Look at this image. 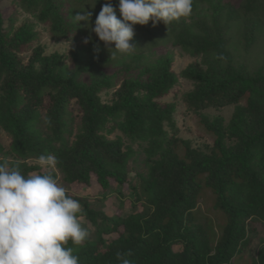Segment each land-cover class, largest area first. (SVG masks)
<instances>
[{"label":"trees","instance_id":"1","mask_svg":"<svg viewBox=\"0 0 264 264\" xmlns=\"http://www.w3.org/2000/svg\"><path fill=\"white\" fill-rule=\"evenodd\" d=\"M69 1L20 5L56 39L75 41L87 28L72 22L79 11L74 8L94 0L68 6ZM107 2L85 5L93 26ZM205 6L209 16L203 15ZM261 21L264 0H192L187 18L168 26L162 21L153 26L151 20L135 25L130 41L135 53L113 60L95 34L89 47L77 45L69 57L48 55L42 44L33 45L38 38L33 22L6 30L0 9V130L11 137L9 148L0 147V160L19 162L29 175L43 172L39 155L52 154L67 186L95 178L104 199L114 192L121 204L128 193L134 197L131 213L110 215L90 203L89 193L79 196L66 188L81 204V225L96 233L76 248L79 264H120L116 254L129 251L132 264H264V242L257 256L244 255L250 233L264 227V65L237 62L230 36L238 24L248 50ZM138 31L159 42L171 40L196 59L178 75L172 56L147 59ZM25 51H31L28 59ZM180 77L193 84L181 103L197 117L210 144L195 146L179 136V103L165 98ZM103 93L112 98L104 101ZM72 103L80 122L70 139ZM232 105L228 121L207 113ZM106 129L123 136L110 138ZM59 174L53 171L56 179Z\"/></svg>","mask_w":264,"mask_h":264},{"label":"clouds","instance_id":"2","mask_svg":"<svg viewBox=\"0 0 264 264\" xmlns=\"http://www.w3.org/2000/svg\"><path fill=\"white\" fill-rule=\"evenodd\" d=\"M96 3L94 0L74 8L79 11L71 15V20L95 33L113 60L135 53L137 46L130 43L135 25L151 20L153 26L161 21L168 26L192 12V0H118L116 5L109 0L102 5L93 26V13L85 5L94 8ZM91 39V35L86 36L83 42L88 44ZM94 50H100L98 44ZM218 58L224 57L221 54ZM36 161L39 168L48 171L25 175L19 162L0 160V264H79L76 248L90 236L78 216L81 204L54 177L56 156L41 154ZM127 256L116 254L120 264H132Z\"/></svg>","mask_w":264,"mask_h":264},{"label":"rangeland","instance_id":"3","mask_svg":"<svg viewBox=\"0 0 264 264\" xmlns=\"http://www.w3.org/2000/svg\"><path fill=\"white\" fill-rule=\"evenodd\" d=\"M71 1H69L68 6L72 5ZM21 0H0V9L3 14L4 18V24L5 29L8 30L10 28L13 29L18 28L25 24V22L31 21L35 24V30L38 32V38L34 41L33 45L36 46L38 44H42L45 49L46 54H52L54 52H59L61 54H64L65 56L69 57L71 54L72 49L77 45H82L89 47L90 44H85L83 42L84 38L86 36H89L87 34H90L91 36L95 33H90L89 30H86V33L81 35V38L75 40V41H67L63 39H56L53 37V35L50 34V28L48 25L43 24L42 22H39L36 17L33 14L24 12L21 8ZM211 13V10L208 6H205L203 8V15L209 16ZM76 14V13H75ZM238 27L240 29V26L236 24V27L231 31L232 36V42L235 44V48H237V51L235 52L236 55V61L237 62H246L251 64L253 68H256L259 64L264 65V21H261V28L258 29V34H256L255 39L257 40V44H252V47L250 46L248 50H246L245 45L248 43L246 39L244 41L242 40V36L239 34ZM135 31L137 30V27L134 26ZM138 37L141 39L142 44V53H144L147 57V59H155L157 57L161 56H172L173 57V70L180 75L183 69L187 67L188 64L193 62L196 58L192 55H189V53L184 52L181 48L175 46L172 44L171 40H168L167 42L161 41L150 38L147 34L142 33L141 31H138ZM157 40L158 43L155 41ZM103 44V42H102ZM24 56L28 57L31 54V51H25ZM130 60V59H129ZM128 60V61H129ZM114 65V64H113ZM193 84L192 82L188 81L187 79L180 77L179 83L175 87L174 91L170 96L165 98V101L168 100H175L177 103H179V106L177 108L176 113V121L177 125L179 127V136L181 138H190L193 141V144L195 146H203L205 144H210L211 139L209 138L206 133H204L203 129H201L197 125V117L195 115H192L190 112L186 111L185 104L182 102V95L190 90L192 88ZM102 98L104 101H109L110 98H112V95L110 93H103ZM71 109V117H70V130L72 131V134L70 135V139H73L75 133L77 132L78 124L80 122V112L77 108V106L72 103L70 105ZM234 111V106H227L221 109H210L207 111L210 115L215 114H221L224 116L226 121H228ZM40 127L45 128V124L41 121ZM111 127H108V130H110ZM108 130H105V133L110 138H115L117 135H122V133L117 129L113 133H109ZM123 136V135H122ZM125 141L127 144H130V142L127 140L126 137ZM11 137L9 134L4 132L3 130H0V147H2L4 150L10 147ZM136 146V145H135ZM135 162L131 163V165H134ZM140 169H144V166H137ZM48 169L44 168L43 172H47ZM55 172H58L57 169L54 170ZM58 183L68 189H71V191L74 194H77L79 196L85 195L87 193L90 194L88 198L91 199L90 203L94 205L96 208H100L102 210H105L108 214L114 215L118 212L120 215L128 214L132 211L130 200L134 199V197H131L130 193H128V197L125 198L124 204H121L119 201V196L114 192L111 193L109 198L110 199H104L102 195V189L99 190L98 183L96 182V179L90 184H73L71 186H67L66 183H64L62 176L59 174V177L57 179ZM100 191V193H99ZM93 194V196H91ZM140 205L142 203H139ZM205 208V205L202 204ZM80 222L85 224V220H81ZM90 236L96 237V233L93 229H90L87 227ZM264 242V227L256 229L254 232L250 233V240L248 242V246L244 249V255L247 258L255 257L258 254L259 248ZM175 250H180L181 246L176 245L174 246Z\"/></svg>","mask_w":264,"mask_h":264}]
</instances>
